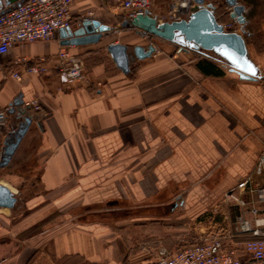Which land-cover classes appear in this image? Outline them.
<instances>
[{
    "label": "crops",
    "instance_id": "crops-1",
    "mask_svg": "<svg viewBox=\"0 0 264 264\" xmlns=\"http://www.w3.org/2000/svg\"><path fill=\"white\" fill-rule=\"evenodd\" d=\"M172 1L150 0L148 10L171 21ZM242 1L264 73V0ZM71 11L76 24L90 18L111 31L82 46L62 45L58 31L0 55V106L37 99L44 112L0 170L22 200L0 208V264H155L159 243L175 251L215 230L221 216L212 221V207L253 170L264 147V81L240 79L212 53L178 51L123 27L119 0H76ZM152 40L158 50L137 59L134 46ZM111 43L129 46L128 74ZM65 48L85 59V79L67 88L54 69ZM39 56L55 58L42 76L13 64ZM17 68L20 81L11 76ZM13 119L0 127V153ZM193 231V241L177 244Z\"/></svg>",
    "mask_w": 264,
    "mask_h": 264
},
{
    "label": "built area",
    "instance_id": "built-area-1",
    "mask_svg": "<svg viewBox=\"0 0 264 264\" xmlns=\"http://www.w3.org/2000/svg\"><path fill=\"white\" fill-rule=\"evenodd\" d=\"M76 0H25L0 14V55L7 54L14 44L52 40L61 28L73 22L71 7ZM124 21L131 22L138 14H145L150 0H119ZM192 0H173L170 3L171 18H184ZM228 31L241 32V25L230 18L231 9L225 7ZM149 11V10H148ZM184 16V17H183ZM149 38L151 36L147 35ZM149 45H155L153 40ZM55 68L61 86L67 88L74 81L85 79V59L62 49L57 54ZM54 57L39 56L33 60L15 59L16 67H23L29 74L44 75ZM225 65V64H224ZM22 79L17 68L11 73ZM23 109L43 112L37 99L26 101ZM9 121L6 109L0 106V127ZM236 210V211H235ZM235 215L231 217V212ZM212 221L221 222L215 230L205 232L197 240L175 251L159 243L155 264H264V147L251 173L225 192L220 203L210 211Z\"/></svg>",
    "mask_w": 264,
    "mask_h": 264
},
{
    "label": "water",
    "instance_id": "water-1",
    "mask_svg": "<svg viewBox=\"0 0 264 264\" xmlns=\"http://www.w3.org/2000/svg\"><path fill=\"white\" fill-rule=\"evenodd\" d=\"M25 0H0V8L5 7L0 14ZM227 6L231 9L230 18L241 26V32L228 31L217 15L218 10ZM246 17V4L242 0L216 1L192 0L188 14L184 18L171 21H159L147 10L145 14H138L131 22L123 21L125 28H137L143 34L172 43L178 51H195L201 54L212 53L219 58L226 67L239 75L242 80L264 81V73L251 55L246 36L251 33L246 26L249 23ZM111 27L98 20L84 18L79 23L74 21L68 28H61L59 35L64 46H82L99 43ZM155 43V42H154ZM156 44V43H155ZM158 50L156 45L147 48L142 45L134 46V56L139 59L150 57ZM113 62L123 73L131 71V55L129 46L122 43H111L107 46ZM23 102L16 100L8 110L14 119L11 130L4 139L0 153V170L11 162L16 150L28 132L33 122L41 125V116L44 112H35L32 109H23ZM15 106H20L16 110ZM22 200L8 185L0 181V208L14 209Z\"/></svg>",
    "mask_w": 264,
    "mask_h": 264
},
{
    "label": "rangeland",
    "instance_id": "rangeland-1",
    "mask_svg": "<svg viewBox=\"0 0 264 264\" xmlns=\"http://www.w3.org/2000/svg\"><path fill=\"white\" fill-rule=\"evenodd\" d=\"M225 9H226V8H225V6H224V10H223V12H221V16H222L221 18H223L224 21L227 22L229 18H228V16H227L226 13H225ZM241 27H242V26H241ZM151 39H152V37H151ZM153 39H155V37H153ZM147 42H149V40L146 39V38H144V39H143V43H144V44H147ZM150 42H151V41H150ZM155 43H156V42H155ZM134 45H135V43L131 45V51H132V49H133L132 47H133ZM155 45L157 46V43H156ZM157 47H158V46H157ZM158 48H159V47H158ZM28 212H29V211L23 212V213H22V216L18 218V221L21 220L26 214H28ZM195 236H196V235H195L194 231H193V233H191V234H189V235H181V236H178L179 239L177 240V244H181V243H182V241H181L182 239H184L185 241H193L194 238H195Z\"/></svg>",
    "mask_w": 264,
    "mask_h": 264
},
{
    "label": "trees",
    "instance_id": "trees-1",
    "mask_svg": "<svg viewBox=\"0 0 264 264\" xmlns=\"http://www.w3.org/2000/svg\"><path fill=\"white\" fill-rule=\"evenodd\" d=\"M152 38H153V36L152 35H150ZM132 59H131V63H132V60L134 59V57L132 56L131 57ZM206 71H209L208 69H206Z\"/></svg>",
    "mask_w": 264,
    "mask_h": 264
}]
</instances>
